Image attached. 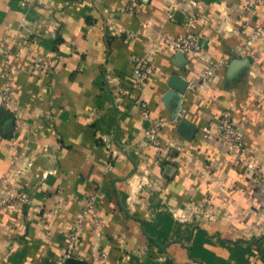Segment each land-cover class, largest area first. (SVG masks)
<instances>
[{
	"label": "crops",
	"instance_id": "1",
	"mask_svg": "<svg viewBox=\"0 0 264 264\" xmlns=\"http://www.w3.org/2000/svg\"><path fill=\"white\" fill-rule=\"evenodd\" d=\"M263 23L264 0H0V264H264Z\"/></svg>",
	"mask_w": 264,
	"mask_h": 264
},
{
	"label": "built area",
	"instance_id": "2",
	"mask_svg": "<svg viewBox=\"0 0 264 264\" xmlns=\"http://www.w3.org/2000/svg\"><path fill=\"white\" fill-rule=\"evenodd\" d=\"M264 32V23L261 24L255 31V33ZM127 34L133 35L131 32ZM174 49L182 54H188L198 56L206 49V44L202 37L192 31L180 33L176 35L172 40ZM40 64H36L38 66ZM155 65L144 56H133L132 57V72L134 79L137 84L145 83L149 80L151 75L154 73ZM214 73L213 69H206L202 72L198 80L205 82ZM8 100L9 95H5ZM141 112L143 115H148V106L146 103L141 104ZM217 129L215 135L222 140L227 147L234 152H242L245 149L244 136L241 134L239 129L236 127L234 122L227 115H223L217 122ZM159 128L155 127L148 130L147 135L152 142L159 140L158 136ZM251 168L255 167L253 164H249ZM90 202L95 201V195H91ZM73 238L75 236L73 235ZM72 246V244L70 245Z\"/></svg>",
	"mask_w": 264,
	"mask_h": 264
}]
</instances>
